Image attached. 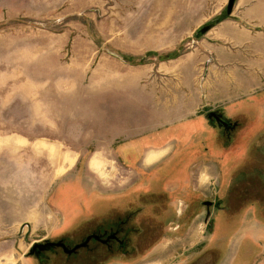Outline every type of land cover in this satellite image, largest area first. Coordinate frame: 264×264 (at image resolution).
<instances>
[{"label": "rangeland", "instance_id": "rangeland-1", "mask_svg": "<svg viewBox=\"0 0 264 264\" xmlns=\"http://www.w3.org/2000/svg\"><path fill=\"white\" fill-rule=\"evenodd\" d=\"M227 1L0 0V264H33L34 241L61 233L62 188L79 192L75 205L124 196L144 186L140 174L152 164L188 150L140 136L162 119L173 66L199 51L200 30L226 17ZM178 81L187 91L185 71ZM259 119L254 136L234 135L243 148L210 147L206 124L187 138H202L187 171L196 214L204 216V200L227 207L208 229L200 217L160 244V229L149 230L137 259L110 264H264V113ZM128 151L137 158L125 170ZM73 193H63V206Z\"/></svg>", "mask_w": 264, "mask_h": 264}, {"label": "flooded vegetation", "instance_id": "flooded-vegetation-1", "mask_svg": "<svg viewBox=\"0 0 264 264\" xmlns=\"http://www.w3.org/2000/svg\"><path fill=\"white\" fill-rule=\"evenodd\" d=\"M211 113L214 115L208 118ZM203 120V126L206 124L205 127L210 129V134L206 137L208 141L205 142L208 143L210 138L214 140L213 143H208L210 147L223 150L231 148L232 145L243 148L248 142L235 140L234 135L241 131L240 134L253 133L254 136L256 126L260 123L258 119L230 118L221 110L204 114ZM245 124H248V128L244 127ZM201 139L188 141L184 145L179 143V148L188 146V150L179 153L176 160L170 157L171 159H167L163 164H153L152 174H140L141 178L146 179L144 186L138 189L134 187L135 183L132 189L121 191L127 193L124 196H116L113 193L107 201L93 198L87 200V204L75 205L73 202L79 199V192L76 189L62 188L57 195L62 208L61 233L51 240L34 241L27 257L33 264H110L115 260L133 261L137 259L133 255L137 245L140 241H145L149 230L160 229L157 240L160 244L171 233L179 232L182 226L189 228L191 223L200 217H204L203 223L205 229H208L212 220L211 214L214 211L222 212L227 207H224L221 200H204L201 201L202 207L206 208L204 216L202 210L196 214V190L189 186V181L195 179L187 171L189 165L197 159L198 149L194 146H198ZM252 141L250 140V143ZM128 153L126 152L127 156L123 158L125 164H121L125 170L126 165L134 163L137 158ZM184 154L186 156H183ZM65 191L75 193L72 194L71 203L63 206ZM68 196L71 197V194ZM82 196L86 197L84 194ZM179 197L181 199H178ZM144 225H148L147 228ZM101 259V262H97Z\"/></svg>", "mask_w": 264, "mask_h": 264}, {"label": "crops", "instance_id": "crops-1", "mask_svg": "<svg viewBox=\"0 0 264 264\" xmlns=\"http://www.w3.org/2000/svg\"><path fill=\"white\" fill-rule=\"evenodd\" d=\"M197 45L199 51L187 55L189 58L183 64L179 61L178 66H173L163 86L161 108L157 105L162 119L157 120L159 124L147 121L149 126L152 123L157 127L140 136L145 138L143 144H172V148L174 143L184 145L203 127V115L210 111L221 110L230 118L260 121L259 116L264 113V0H236L233 14ZM183 71L187 91L179 89ZM168 101L169 104L165 103ZM126 110L131 111L132 107ZM158 116L155 114L156 119ZM181 116L191 117L180 120ZM151 150L155 153L145 155L144 151L149 164L154 163L159 149Z\"/></svg>", "mask_w": 264, "mask_h": 264}, {"label": "water", "instance_id": "water-1", "mask_svg": "<svg viewBox=\"0 0 264 264\" xmlns=\"http://www.w3.org/2000/svg\"><path fill=\"white\" fill-rule=\"evenodd\" d=\"M236 0H228L225 13L227 16H231L234 11ZM219 22L211 23L208 25L203 26V28L200 30L201 35L207 34L210 30H212L216 25H218ZM214 115V113H211L208 115V118H211ZM226 122H228L226 120Z\"/></svg>", "mask_w": 264, "mask_h": 264}, {"label": "trees", "instance_id": "trees-1", "mask_svg": "<svg viewBox=\"0 0 264 264\" xmlns=\"http://www.w3.org/2000/svg\"><path fill=\"white\" fill-rule=\"evenodd\" d=\"M229 17H230V16H227V15H226V17H225V18L223 17V18H221V19L217 20V22H219V23H220L221 21H223V20H225V19H227V18H229ZM179 56H180V55H178L177 57H179Z\"/></svg>", "mask_w": 264, "mask_h": 264}]
</instances>
